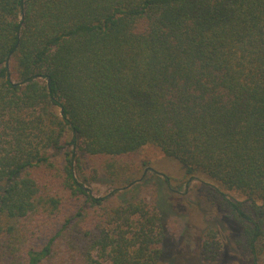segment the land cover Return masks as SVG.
Listing matches in <instances>:
<instances>
[{
	"label": "trees",
	"instance_id": "obj_1",
	"mask_svg": "<svg viewBox=\"0 0 264 264\" xmlns=\"http://www.w3.org/2000/svg\"><path fill=\"white\" fill-rule=\"evenodd\" d=\"M146 145L164 181L172 164L222 196L264 264V0H0V264H172L159 204L84 187L86 159ZM53 173L80 205L34 247Z\"/></svg>",
	"mask_w": 264,
	"mask_h": 264
},
{
	"label": "rangeland",
	"instance_id": "obj_2",
	"mask_svg": "<svg viewBox=\"0 0 264 264\" xmlns=\"http://www.w3.org/2000/svg\"><path fill=\"white\" fill-rule=\"evenodd\" d=\"M161 156L159 148L146 145L136 153L114 159L107 156L89 157L84 165L88 178L84 187L99 197L121 194L126 199L134 195L159 204L167 250L174 249L172 252H175L172 253V264H253L251 256L242 246L241 227L225 207L222 196L215 193L210 184L196 179L186 182V178L172 164L167 170V183L164 176L154 173L150 164H145ZM114 161L126 167V173L117 180L107 166V163ZM44 173L46 171H36V176L41 178L46 175ZM52 175L50 184L45 187L48 194L59 200V206L54 211L39 209L33 217L28 243L34 247L43 245L61 227L64 217L76 211L80 205L79 199L70 196L59 185L57 173ZM116 189L118 193H113ZM228 197L244 198L231 192H228ZM207 234L209 238L201 252L200 246ZM73 248L78 250L79 244ZM157 264L168 263L160 260Z\"/></svg>",
	"mask_w": 264,
	"mask_h": 264
},
{
	"label": "water",
	"instance_id": "obj_3",
	"mask_svg": "<svg viewBox=\"0 0 264 264\" xmlns=\"http://www.w3.org/2000/svg\"><path fill=\"white\" fill-rule=\"evenodd\" d=\"M47 84H48V86H49V79L47 80ZM61 113H62V110H61Z\"/></svg>",
	"mask_w": 264,
	"mask_h": 264
}]
</instances>
